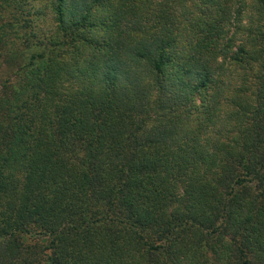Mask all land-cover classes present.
Here are the masks:
<instances>
[{
	"label": "trees",
	"instance_id": "obj_1",
	"mask_svg": "<svg viewBox=\"0 0 264 264\" xmlns=\"http://www.w3.org/2000/svg\"><path fill=\"white\" fill-rule=\"evenodd\" d=\"M0 264H264V0H0Z\"/></svg>",
	"mask_w": 264,
	"mask_h": 264
}]
</instances>
